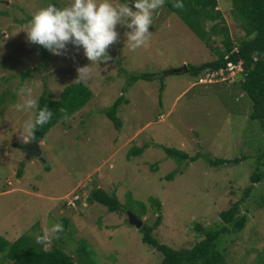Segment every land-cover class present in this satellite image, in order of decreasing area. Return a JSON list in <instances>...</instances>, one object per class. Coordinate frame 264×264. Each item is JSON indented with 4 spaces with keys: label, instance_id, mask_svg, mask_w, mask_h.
Segmentation results:
<instances>
[{
    "label": "rangeland",
    "instance_id": "1",
    "mask_svg": "<svg viewBox=\"0 0 264 264\" xmlns=\"http://www.w3.org/2000/svg\"><path fill=\"white\" fill-rule=\"evenodd\" d=\"M48 1L0 0V190L9 187L6 181L14 184L20 163L19 186L42 195H0V232L9 242L20 234L34 239L63 221L60 244L76 259L85 245L95 264H157L161 255L141 241L138 228L127 222V212L139 217L140 226L152 225L159 216L151 235L173 249L190 247L202 237L196 225L215 226L218 212L241 195L251 171L264 172V129L247 118L249 99L238 83L198 84L200 74L187 71L160 77L163 69L196 65L215 56L176 14L162 7L154 13L147 45L135 51L127 47L130 29L116 26L119 38L107 50L112 60L90 65L88 101L67 121L48 128L38 146L41 160L26 159L17 129L29 113L15 108L21 102L19 90L30 87L36 97L45 90L57 98L63 86L76 80L77 68L90 63L82 47L68 44L64 55L46 49L41 59L37 44L27 41L32 15ZM52 2L62 8L72 0ZM111 2L133 7L132 0ZM217 7L229 36L241 37L242 21L232 16L230 0H217ZM219 40L210 45L221 47ZM26 69L30 71L21 78ZM144 72L155 75L126 86L130 74ZM240 77L234 75L235 80ZM119 95L126 101L116 109L115 126L101 110ZM136 147L141 152L132 154ZM163 147L198 157L178 161ZM240 156L244 159L237 163H207L208 158ZM168 173L172 177L166 178ZM260 185L264 188V179L244 200L249 209L244 227L225 233L216 244L226 264H263L264 209L250 200L258 199L260 192L264 196ZM96 187L113 194L120 208L109 211L87 201ZM76 192V205H66V200L74 204ZM2 256L0 252V264H11Z\"/></svg>",
    "mask_w": 264,
    "mask_h": 264
},
{
    "label": "trees",
    "instance_id": "2",
    "mask_svg": "<svg viewBox=\"0 0 264 264\" xmlns=\"http://www.w3.org/2000/svg\"><path fill=\"white\" fill-rule=\"evenodd\" d=\"M48 2L53 4L52 0ZM183 3L185 5L183 10L173 8L172 0H165L163 7L176 14L205 46L213 50L215 55L212 59L200 64H187V73L197 75L224 68L227 63H239L242 69L238 74L241 77L231 84L238 83L240 91L249 99L250 110L247 118L256 120L259 126L264 129V0H230L232 16L242 21L239 27L243 32L242 36L236 38L229 36L225 20L217 7V0H183ZM217 37H220L221 47H212L210 43L212 44ZM37 47L39 58L44 59L46 49L40 45ZM29 71L30 69L24 70L21 78H24ZM168 74H172L171 69H163L159 73L160 77ZM154 75V73L146 72L130 74L126 86L139 79L150 80ZM159 88L161 89L162 85ZM122 91L125 90L122 88ZM90 95V89L85 84L77 83L76 80L63 86L57 98H52L48 92L42 90L38 96L39 107L47 106L52 110L53 116L47 124L34 130L36 139L33 141L42 139L50 126L58 121H64L59 111L61 108L66 109L69 116L83 106ZM122 101L126 100L122 95H119L110 106L101 110L115 126L119 124L115 112ZM20 148L23 150L22 145ZM141 150L136 147L131 153L139 154ZM163 150L166 155L176 158L178 161H194L198 157V154L188 155L172 147H163ZM242 159H244L242 156L233 159L208 158L207 163L216 166L237 163ZM21 167L22 164L19 163L15 172L17 176ZM165 177H172V173L166 174ZM261 179H264V172L261 173L257 168L253 169L248 176V185L241 190V195L237 199L228 200V206L218 212L219 221L215 226L201 229L199 225H196L199 230H202V237L190 247L173 249L158 242L151 235V231L159 223V216L155 217L152 225L148 226L142 223L138 228L141 233V241L161 255L157 264H226L223 252L216 247V244L218 241L222 242L220 239L225 233L238 232L244 227L247 221L246 214L249 212V209L245 208L244 200L248 199L255 183ZM263 189L261 187V190ZM250 200L264 209V196L261 192L258 193V199L251 198ZM87 201H96L109 211L120 208L116 197L104 192L99 187L91 189L90 199ZM240 208L244 210L243 213L240 212ZM61 223L63 224V221ZM59 236L62 237V234ZM0 252H3L2 258H8L11 264H95L91 261L85 245L80 246L78 254L75 255L78 256L76 259L63 249L59 239H54L49 248L44 249L41 244L35 243L25 234H20L11 242L0 236ZM261 263L264 264V256L261 258Z\"/></svg>",
    "mask_w": 264,
    "mask_h": 264
},
{
    "label": "clouds",
    "instance_id": "3",
    "mask_svg": "<svg viewBox=\"0 0 264 264\" xmlns=\"http://www.w3.org/2000/svg\"><path fill=\"white\" fill-rule=\"evenodd\" d=\"M132 3L133 7H129L126 3L115 5L111 0H72L62 8L48 4L32 15L25 31L27 41L43 46L54 55H64L68 44L76 48L82 47L90 63L77 68L76 82L86 84L91 78V64L97 66L99 62L107 63L112 60L107 50L119 38L117 25L130 29L126 33L127 47L130 50L135 51L147 45L152 35L149 27L153 23L154 13L164 6L165 0H132ZM172 7L183 10L185 5L183 0H172ZM18 95L21 102L15 105L16 110L29 113L28 118L17 129L18 135L22 142L28 143L36 139L34 130L47 124L53 112L47 106L39 107V98L33 96L30 87L21 88ZM59 111L61 118L67 121V110L61 108ZM75 194L77 197L73 199L74 204H69L66 200V205H76L79 196L77 192ZM63 231L61 223H54L42 235H37L35 242L51 245Z\"/></svg>",
    "mask_w": 264,
    "mask_h": 264
},
{
    "label": "built area",
    "instance_id": "4",
    "mask_svg": "<svg viewBox=\"0 0 264 264\" xmlns=\"http://www.w3.org/2000/svg\"><path fill=\"white\" fill-rule=\"evenodd\" d=\"M241 69L242 68L239 63L237 64L227 63L224 68L203 72L197 77L196 83L199 84H207L212 82L231 83L235 80L234 75L236 73H239ZM76 197L77 195L74 194L72 198L75 199ZM67 203L72 204V202L69 201H67Z\"/></svg>",
    "mask_w": 264,
    "mask_h": 264
},
{
    "label": "water",
    "instance_id": "5",
    "mask_svg": "<svg viewBox=\"0 0 264 264\" xmlns=\"http://www.w3.org/2000/svg\"><path fill=\"white\" fill-rule=\"evenodd\" d=\"M186 71H187V67L185 64H182L179 67L171 68V73H181ZM23 150L26 158L37 157L40 160L42 159L37 141L32 140L29 141L28 143H24ZM127 222L128 224L134 226L135 228H139L141 224L140 219L137 218L135 215L131 214V212H127Z\"/></svg>",
    "mask_w": 264,
    "mask_h": 264
},
{
    "label": "crops",
    "instance_id": "6",
    "mask_svg": "<svg viewBox=\"0 0 264 264\" xmlns=\"http://www.w3.org/2000/svg\"><path fill=\"white\" fill-rule=\"evenodd\" d=\"M88 101V100H87ZM86 103V102H85ZM82 107V106H81ZM80 107V108H81ZM78 110V109H77ZM76 111V110H75ZM73 113V112H72ZM71 113V114H72ZM70 114V115H71ZM69 115V116H70ZM145 124H147V123H145ZM144 124V125H145ZM143 125V126H144ZM43 138V137H42ZM41 140V139H40ZM40 140H38L37 141V144H38V146H39V144L40 143H42ZM41 145V144H40ZM24 151V150H23ZM40 154H41V151H40ZM26 158V157H25ZM30 158V157H29ZM27 159V158H26ZM22 168V167H21ZM20 175H21V171H20V173H19V175L17 176L15 173H14V177H15V181H14V184L12 183V182H10V181H6V185L7 186H9V187H7V188H2L1 190H0V195H3V194H9L10 192H16V193H20V194H26V195H30V196H42L41 194L39 195L37 192H35V191H29V190H27V189H23V188H21L20 186H19V178H20ZM18 186V187H17ZM48 198H53V197H51V196H49ZM23 203V202H22ZM110 225V224H109ZM106 227H108V226H106ZM111 227H114V226H111ZM101 228V227H100ZM0 234H1V232H0ZM3 235V237L4 238H6L5 237V234H1L0 236H2ZM38 235H40V233H38ZM19 236V235H18ZM17 236V237H18ZM17 237H15L14 239H16ZM36 238V237H35ZM35 238L33 239V238H30L31 240H33L34 242H35ZM13 239V240H14ZM8 240V239H7ZM13 240H11V241H13ZM10 241V242H11ZM36 243V242H35ZM44 248V247H43ZM45 249V248H44ZM9 263H11V261H9Z\"/></svg>",
    "mask_w": 264,
    "mask_h": 264
}]
</instances>
